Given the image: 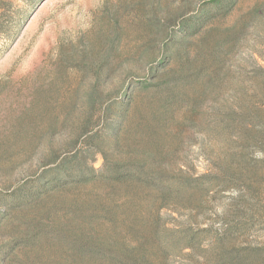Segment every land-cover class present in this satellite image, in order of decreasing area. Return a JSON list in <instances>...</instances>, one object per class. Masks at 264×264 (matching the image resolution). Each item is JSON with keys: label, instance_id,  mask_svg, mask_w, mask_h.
<instances>
[{"label": "rangeland", "instance_id": "rangeland-1", "mask_svg": "<svg viewBox=\"0 0 264 264\" xmlns=\"http://www.w3.org/2000/svg\"><path fill=\"white\" fill-rule=\"evenodd\" d=\"M230 249L264 251V0H0V264Z\"/></svg>", "mask_w": 264, "mask_h": 264}, {"label": "trees", "instance_id": "trees-1", "mask_svg": "<svg viewBox=\"0 0 264 264\" xmlns=\"http://www.w3.org/2000/svg\"><path fill=\"white\" fill-rule=\"evenodd\" d=\"M220 239H218L219 241ZM258 253V259L252 258L253 255ZM225 258L217 262L216 264H264V251L263 250H253L250 252H245V250L240 249H230L225 253Z\"/></svg>", "mask_w": 264, "mask_h": 264}]
</instances>
